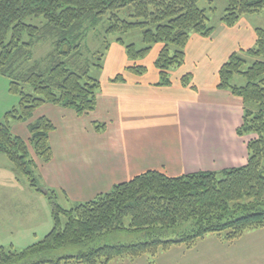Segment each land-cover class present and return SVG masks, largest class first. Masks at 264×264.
<instances>
[{
  "label": "trees",
  "instance_id": "trees-1",
  "mask_svg": "<svg viewBox=\"0 0 264 264\" xmlns=\"http://www.w3.org/2000/svg\"><path fill=\"white\" fill-rule=\"evenodd\" d=\"M200 1L0 0V75L11 80V92L20 96L19 108L0 124V153L10 159L18 175L27 177L31 188L48 198L54 221L49 234L24 250L0 247V264H111L119 258L156 257L175 247L191 250L209 235H224L226 242L233 243L248 231L264 229V29L256 30V45L246 51L254 61L249 64L243 51L234 53L222 66L217 85L243 99L244 122L238 134L257 136L248 143L249 158L243 167L174 178L149 171L89 202L64 208L56 192L41 184L34 159L52 161L53 123L41 118L30 124L28 142L12 132L14 123L28 122L45 104L74 110L80 117L93 112L101 82L92 71L103 69L111 44L107 37L112 35L141 31V49L135 43L126 45L122 36L117 38L135 62L128 70L139 75L147 69L136 62L155 45H163L155 62L158 86H171L170 72L184 65L191 35L209 38L214 32ZM226 1L221 22L230 28L244 16L264 13V0ZM30 19L36 22L30 24ZM104 21V53L89 56L85 41L90 30ZM46 41L54 46L45 59L49 68L44 71L37 64L21 72L33 59L34 48ZM236 76L246 84L235 85ZM113 82H124L123 75ZM190 84V75L183 77L182 85ZM27 87L32 91L27 92ZM122 233L140 240L102 244Z\"/></svg>",
  "mask_w": 264,
  "mask_h": 264
},
{
  "label": "crops",
  "instance_id": "crops-1",
  "mask_svg": "<svg viewBox=\"0 0 264 264\" xmlns=\"http://www.w3.org/2000/svg\"><path fill=\"white\" fill-rule=\"evenodd\" d=\"M257 29L244 16L233 28L220 21L209 38L192 34L185 63L170 72L168 87L158 86L155 67L163 45H155L136 62L147 69L139 75L128 70L135 62L125 46L112 40L93 112L80 117L74 110L45 104L28 122L12 125L13 134L25 142L29 125L39 119L47 118L55 127L50 134L52 161L34 158L41 184L81 204L149 171L174 178L245 166L250 140L238 134L244 122L243 99L217 85L229 58L255 47ZM118 75L124 82H113ZM187 75L191 84L184 86ZM102 125L104 129L96 128ZM0 172L15 188L13 175H19L14 164Z\"/></svg>",
  "mask_w": 264,
  "mask_h": 264
},
{
  "label": "rangeland",
  "instance_id": "rangeland-1",
  "mask_svg": "<svg viewBox=\"0 0 264 264\" xmlns=\"http://www.w3.org/2000/svg\"><path fill=\"white\" fill-rule=\"evenodd\" d=\"M199 7L207 10L209 25L214 27L224 16L227 1L201 0ZM247 21L256 28L264 29V13L247 15ZM35 22L34 19L29 20L30 24ZM106 26L107 22L104 21L97 29L90 30L89 37L85 41V46L91 49L89 50V56L100 52V54H96L99 57L104 53L105 38L107 37L105 34ZM121 36L112 35L107 37V40L112 42V40ZM122 37L128 44H138V49L143 47L142 33L139 30ZM53 49L52 41L40 43L34 48L33 59L26 62L20 71L26 72L37 64H40L42 70L46 71L49 65L45 59L53 52ZM241 55L249 61V64L254 61L253 58L246 55V52ZM101 76L102 72L98 69L92 71V77L100 80ZM10 83L11 80L8 77L0 75V124H4L9 113L15 108L18 109L20 104V96L11 92ZM233 83L243 86L246 81L236 76ZM26 90L27 92L32 91L30 87H27ZM245 137L251 141L257 136L247 135ZM9 165L13 166V163L5 154L0 153V171L9 168ZM13 180L15 181V188L8 183V179L6 181L4 173L0 172V246L13 247L20 251L42 240L49 234L53 229L54 221L48 198L31 188L26 176L14 174ZM55 192L56 200L62 207L72 208L76 205L74 202L67 201L63 192ZM63 222L65 223L64 218ZM129 222V219H127L126 225ZM248 232L233 243L226 242L223 238L224 235H209L204 240L199 241L198 245L191 250L183 246L175 247L167 252H160L156 257L147 255L134 260L119 258L111 264H264V229ZM139 240L136 236L122 233L104 239L102 244L121 245L136 243Z\"/></svg>",
  "mask_w": 264,
  "mask_h": 264
}]
</instances>
